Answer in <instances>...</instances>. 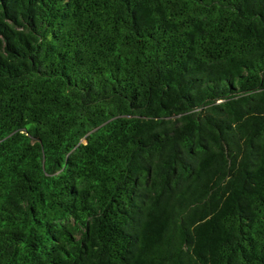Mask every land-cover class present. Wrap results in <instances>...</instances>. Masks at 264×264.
I'll return each mask as SVG.
<instances>
[{
	"label": "trees",
	"instance_id": "16d2710c",
	"mask_svg": "<svg viewBox=\"0 0 264 264\" xmlns=\"http://www.w3.org/2000/svg\"><path fill=\"white\" fill-rule=\"evenodd\" d=\"M0 264H264V0H0Z\"/></svg>",
	"mask_w": 264,
	"mask_h": 264
}]
</instances>
